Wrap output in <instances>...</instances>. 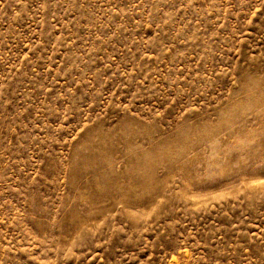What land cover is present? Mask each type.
Here are the masks:
<instances>
[{"label":"rangeland","instance_id":"374dc122","mask_svg":"<svg viewBox=\"0 0 264 264\" xmlns=\"http://www.w3.org/2000/svg\"><path fill=\"white\" fill-rule=\"evenodd\" d=\"M0 264H264V0H0Z\"/></svg>","mask_w":264,"mask_h":264}]
</instances>
